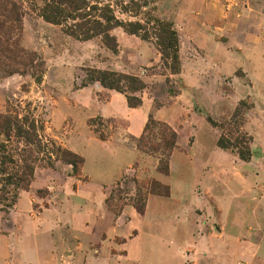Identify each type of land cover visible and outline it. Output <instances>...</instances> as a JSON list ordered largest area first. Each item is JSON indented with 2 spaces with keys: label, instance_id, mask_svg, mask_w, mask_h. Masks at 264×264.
<instances>
[{
  "label": "rangeland",
  "instance_id": "rangeland-1",
  "mask_svg": "<svg viewBox=\"0 0 264 264\" xmlns=\"http://www.w3.org/2000/svg\"><path fill=\"white\" fill-rule=\"evenodd\" d=\"M45 1L0 0V113L9 110L19 113L20 117H33L43 142L41 151L32 155L37 159L29 189L20 191L14 203L8 201L9 207L0 204V233L27 227L24 216L12 215L20 198L27 197L33 210L38 211L50 207L56 198L64 195L68 176L87 180L81 173L84 164L81 153L100 152L101 164L107 168L110 140L113 144L125 143L135 148L139 155L117 184L104 189L105 207L112 213L111 223L116 233L110 236L108 228L98 233V241L90 246L97 260L101 256L108 263L126 258L136 261V257H142L143 250L147 251L144 254L147 258L141 264H164L168 260L162 256L164 251L168 254L166 249L152 244L148 236L155 225L156 214L170 219L172 210L168 204L153 201L148 205V213L138 222L125 217L123 223L117 225L116 217L124 206H132L135 210L136 206L145 208L148 197L162 196L160 192L164 188H168L170 196V187L173 189L179 181L173 195L178 196V201L186 197L185 203L179 202L177 208L187 210L186 217L176 221L181 231L178 235L182 239L179 242L181 254L175 252L170 242L168 250L180 255L185 264H214L220 259L229 261L233 255L239 256L236 264H247L246 256L256 248H264V101L260 100L259 90H254V96L249 94L251 81L247 74L234 72L231 76L220 75L218 81H214L212 72H203L202 82L214 91L194 95L193 105L185 106L179 90L183 83L176 84L172 79L176 74L164 65L154 39L142 40L115 27L110 30L116 43L114 50L99 36L78 40L65 32L71 22L53 24L44 20L41 12ZM91 1L110 5L120 20L137 19L133 13L123 11L125 6L132 5L129 0ZM135 1L154 7L152 16L172 21L180 0ZM144 10L148 8L140 11ZM145 51L154 53L159 62L143 64L140 55ZM178 61L181 73L179 51ZM166 63L169 64V60ZM95 72L139 77L145 88L134 95L140 99L138 106L151 104L148 118L155 119L156 108L170 106L180 98V105L175 104L172 109L176 112L174 123L164 122L176 132L178 146L172 152H179L183 159V162L179 156L173 159L170 175V157L168 173L164 174L158 169V155L143 152L144 147L136 148L142 133L131 136L125 120L105 116L111 92L118 91L108 89L99 81L87 82L97 77ZM118 93L130 107L125 94ZM221 135L234 144L245 140L242 145L248 148L249 158L242 160L233 149L219 147L217 142ZM156 138L154 133L150 145L157 141ZM0 143L9 153L11 150L15 158V154L26 157L28 153L22 152L26 146L18 138L7 140L1 135ZM59 148L82 159L76 171L68 162L77 163L79 159L61 154ZM151 185L154 187L150 190ZM157 185L162 187L160 191ZM140 238H144L143 244L134 248Z\"/></svg>",
  "mask_w": 264,
  "mask_h": 264
},
{
  "label": "crops",
  "instance_id": "crops-1",
  "mask_svg": "<svg viewBox=\"0 0 264 264\" xmlns=\"http://www.w3.org/2000/svg\"><path fill=\"white\" fill-rule=\"evenodd\" d=\"M173 20L171 22L178 29L181 73L172 79H175L176 84L178 81L183 83L179 90L180 97L184 96L185 106L193 105L194 95L214 91L202 82L205 77L203 72H212L214 81H218L220 75L245 72L251 81L249 94L259 90L260 100L264 101V0H180ZM140 57L143 64L159 62L152 52L145 51ZM179 99L170 106L156 108L153 112L155 119L173 124L176 112L172 109L175 104L180 105ZM150 105L147 102L135 108L128 107L124 96L114 91L109 96L108 113L105 116L108 119L125 120L127 133L137 137L143 132ZM81 154L84 156L81 173L87 180L79 181L74 176H68L64 195L56 198L48 208L34 211L25 196L16 202V210L12 215L24 216L27 227L0 233V264H11L10 261L12 264H141L147 258L144 255L147 251L142 250V257H136V261L126 258L108 263L101 256L97 260L90 247L91 243L98 241V233L105 232L107 228L110 236L116 233L111 223L112 213L105 207L104 189L117 184L132 168L138 158V151L125 143L113 144L108 140L107 168L101 164L100 152L96 154L88 150L86 154ZM178 156L183 162L179 152L170 155L169 175L170 165ZM90 163L95 165L91 167ZM177 184L173 189L170 187V196H149L142 214L132 206H124L116 217L117 225L123 223L125 217L138 222L148 213V205L151 206L153 201L156 204H168L172 210L168 216L170 219L165 220L160 218L161 213L156 214L155 225L148 236L152 244L166 249L168 254L164 251L162 256L168 260L164 264H185L180 255L168 250L170 242L175 252L180 253L179 242L182 239L178 237L181 231L177 229L176 221L186 217L187 211L182 210V207L177 208L179 202L186 201L184 196L179 198L183 201H178V196L173 195ZM143 242L144 238H140L133 247L137 248ZM254 251L246 256L247 264H264V248ZM237 257L233 255L229 261L220 259L214 264H236Z\"/></svg>",
  "mask_w": 264,
  "mask_h": 264
},
{
  "label": "trees",
  "instance_id": "trees-1",
  "mask_svg": "<svg viewBox=\"0 0 264 264\" xmlns=\"http://www.w3.org/2000/svg\"><path fill=\"white\" fill-rule=\"evenodd\" d=\"M130 4L123 8L124 13H133L137 19L134 21L120 20L111 9L110 5L97 4L91 0H46L42 8L41 16L44 20L53 24H64L71 22L65 29V32L78 39L88 40L99 36L102 42L111 50L116 48L113 36L110 30L115 27H121L126 33L139 37L142 40L154 39L157 50L162 56L164 65L170 69L172 74L179 73V38L177 30L173 22L152 16L155 8L148 6L147 2L139 4L135 0H129ZM148 8L144 12L143 8ZM134 11V12H130ZM151 15V16H150ZM142 16V17H141ZM169 60V64L166 61ZM97 77L88 79L87 82L99 81L108 89H113L125 94L127 103L130 107H137L141 104L139 97L134 94L140 93L145 84L135 75H126L116 72H95ZM173 96L172 91L169 92ZM157 128V131H155ZM36 120L27 115L19 116V113H11L7 110L0 113V136L4 135L7 140L10 138H18L25 147L23 155L12 154L6 150V146L0 143V204L2 207H9L15 202L20 191L29 189L33 180L35 170V160L32 158L33 152L41 151L42 140L38 134ZM157 136L153 145H150L152 139ZM245 138V137H244ZM237 142V140H236ZM245 140L239 141L237 144L232 143L226 136L221 135L218 139V146L223 149H233L238 157L247 160L250 156L248 148L243 146ZM34 147V148H32ZM144 147L143 152L158 155V169L164 173H168V160L176 147V132L168 124L154 119L149 116L142 134L138 137L136 148L140 150ZM58 151L63 154L78 158L70 151L59 148ZM28 155V156H27ZM33 159L30 161V158ZM77 163L69 160L74 171L76 166L82 163V159L78 158ZM51 167V164L48 163ZM154 187V186H153ZM151 185V189H153ZM162 187L156 189L160 191ZM162 196H168V188H164L160 192ZM138 213L142 214L144 208L136 206Z\"/></svg>",
  "mask_w": 264,
  "mask_h": 264
}]
</instances>
